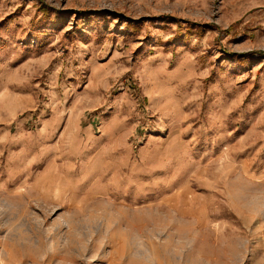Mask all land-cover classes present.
Returning <instances> with one entry per match:
<instances>
[{
	"label": "rangeland",
	"instance_id": "obj_1",
	"mask_svg": "<svg viewBox=\"0 0 264 264\" xmlns=\"http://www.w3.org/2000/svg\"><path fill=\"white\" fill-rule=\"evenodd\" d=\"M0 264H264V0H0Z\"/></svg>",
	"mask_w": 264,
	"mask_h": 264
},
{
	"label": "trees",
	"instance_id": "obj_2",
	"mask_svg": "<svg viewBox=\"0 0 264 264\" xmlns=\"http://www.w3.org/2000/svg\"><path fill=\"white\" fill-rule=\"evenodd\" d=\"M258 52L262 53V52H263V50H258Z\"/></svg>",
	"mask_w": 264,
	"mask_h": 264
}]
</instances>
